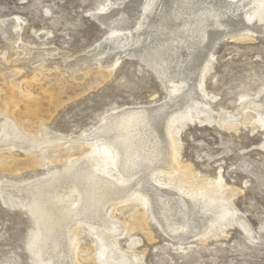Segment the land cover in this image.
<instances>
[{"label":"bare ground","instance_id":"obj_1","mask_svg":"<svg viewBox=\"0 0 264 264\" xmlns=\"http://www.w3.org/2000/svg\"><path fill=\"white\" fill-rule=\"evenodd\" d=\"M92 16L108 31L76 56L22 41L19 17L0 22L13 49L12 56L0 51V173L47 169L0 186V202L32 219L31 264H142L137 238L126 249L118 243L136 229L150 241L148 220L179 242L223 238L233 224L254 238L231 200L241 190L220 175L201 181L176 157L179 133L194 122L264 134V91L241 98L235 112L216 113L204 88L219 43L264 36V0H107ZM123 59L147 67L166 97L113 110L75 139L46 127ZM167 173L176 183L164 182Z\"/></svg>","mask_w":264,"mask_h":264},{"label":"rangeland","instance_id":"obj_2","mask_svg":"<svg viewBox=\"0 0 264 264\" xmlns=\"http://www.w3.org/2000/svg\"><path fill=\"white\" fill-rule=\"evenodd\" d=\"M106 1L0 0V22L19 17L22 41L76 56L107 33L108 29L92 16ZM39 36L43 38L38 39ZM263 37L253 34L254 41L226 40L215 47L212 70L204 77L206 92L215 97L213 101L208 99L213 112H235L241 106V98H254L264 91ZM0 51L13 55L10 42L1 32ZM166 95L147 67L138 60L123 59L106 82L58 108L46 127L75 139L113 110L158 103ZM239 126L238 132H232L216 124L186 125L177 138L180 155L177 154L176 160L187 170L197 172L201 181L220 175L226 186L240 189L241 193L231 200L254 232V238L233 224L223 238L179 242L167 237L154 221L148 220L146 232L153 238L149 241L145 232L136 229L119 239L120 248H127L129 237L137 238L139 246L135 250L143 251L142 264H264V150L261 147L264 134L253 133L250 125ZM52 166L61 168L62 163L50 165L48 169ZM46 170L35 167L12 175L0 173V186L3 180H34ZM175 174L164 175V182L176 183V179H169ZM33 228L27 212L6 208L0 202V264H31L27 244Z\"/></svg>","mask_w":264,"mask_h":264},{"label":"water","instance_id":"obj_3","mask_svg":"<svg viewBox=\"0 0 264 264\" xmlns=\"http://www.w3.org/2000/svg\"><path fill=\"white\" fill-rule=\"evenodd\" d=\"M264 38V37H263Z\"/></svg>","mask_w":264,"mask_h":264}]
</instances>
